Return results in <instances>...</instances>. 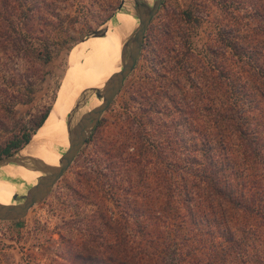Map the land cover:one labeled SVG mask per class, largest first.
<instances>
[{"label": "rangeland", "instance_id": "rangeland-1", "mask_svg": "<svg viewBox=\"0 0 264 264\" xmlns=\"http://www.w3.org/2000/svg\"><path fill=\"white\" fill-rule=\"evenodd\" d=\"M119 2L0 0V146L31 129L66 87L94 88L79 54L102 49L104 39H113L109 32L100 38L88 35L107 26ZM262 13L264 0H163L134 68L71 164L24 216L0 219V264H12L19 255L10 251L11 239L22 242L39 264H138L141 244L146 254H158L166 264L187 259L189 264H216L209 250L174 228L165 237L169 247L154 246L151 231L154 221L164 219L166 185L156 176L169 168L166 156L156 152L165 136L154 122L162 124L171 115H150L149 110L167 104L166 96L144 97L141 90L151 80L162 85L157 90L164 89V82H158L162 73L171 71L172 62L182 70L192 53L210 71L221 62L234 67L240 57L233 52L234 40L252 34L264 44ZM86 36L91 39L83 44ZM172 76L173 71L166 80ZM192 121L201 124L202 117ZM141 170L147 175L141 176ZM156 196L160 206L153 212ZM171 224L178 222L172 219Z\"/></svg>", "mask_w": 264, "mask_h": 264}, {"label": "trees", "instance_id": "trees-1", "mask_svg": "<svg viewBox=\"0 0 264 264\" xmlns=\"http://www.w3.org/2000/svg\"><path fill=\"white\" fill-rule=\"evenodd\" d=\"M251 35L232 42L233 52L240 56L234 67L221 62L210 71L190 53L182 70L171 63V78L166 80L171 71L162 73L158 82H164V89L157 90L161 84L151 80L141 90L144 97L166 96L167 104L149 110L150 115H171L162 124L154 122L155 130L165 136L156 152L169 164L166 174L156 176L159 184L162 179L166 184L164 219L154 221L151 231L156 248L169 247L165 237L174 228L209 250L216 264H264V44ZM164 47H159L160 53ZM209 48L218 52L210 44ZM50 106L31 129L2 144L0 156L27 144L49 116ZM199 117L201 124L192 121ZM156 197L153 212L160 206ZM172 219L178 222L176 227ZM145 250L141 244L138 264H166L163 257Z\"/></svg>", "mask_w": 264, "mask_h": 264}, {"label": "bare ground", "instance_id": "bare-ground-1", "mask_svg": "<svg viewBox=\"0 0 264 264\" xmlns=\"http://www.w3.org/2000/svg\"><path fill=\"white\" fill-rule=\"evenodd\" d=\"M146 1L151 2V0ZM137 21L138 18L133 13L130 1L125 0L123 6L106 24L105 33L109 32L113 39H104L102 49L97 48L92 52L79 54L85 64L86 79L89 84L94 85V88L102 87L108 77L121 67V42L124 36L133 30ZM116 27L117 30H113ZM101 36L103 35H99L98 38ZM90 39L87 37L83 44ZM111 65L113 66L106 70ZM79 94H81L80 97ZM100 101L101 99L94 94L93 90L84 89L78 84H71L64 92H60L57 102L52 106L49 116L40 126L39 131L15 154L17 160L0 164V202H16L43 174V171L34 166L32 158L48 165L59 163L62 152L68 146L69 130L80 113ZM12 191L18 194L17 200L12 198Z\"/></svg>", "mask_w": 264, "mask_h": 264}, {"label": "water", "instance_id": "water-1", "mask_svg": "<svg viewBox=\"0 0 264 264\" xmlns=\"http://www.w3.org/2000/svg\"><path fill=\"white\" fill-rule=\"evenodd\" d=\"M129 1L131 3L133 13L138 18V21L133 30L125 36L121 42V67L119 70L113 72L102 87L92 88L94 94L100 98L101 101L93 107L80 113L78 119L69 130L68 146L62 152L57 165H48L38 159L32 158L34 166L43 171V174L37 178V181L34 184L26 189V192L21 195L20 199L17 200V193L12 194V198L16 199V202H0V219H18L24 216L32 205L42 200L48 194L55 181L71 164L78 150L94 129L101 117V114L114 99L116 94L121 89L125 78L134 68L143 48L146 29L163 0H151V2L146 0ZM124 2L125 0H120L117 8L120 9ZM106 29V27L97 28L90 32L88 36L103 35ZM40 126L41 125L38 127ZM19 149L10 154L0 156V164L17 160L15 154Z\"/></svg>", "mask_w": 264, "mask_h": 264}, {"label": "built area", "instance_id": "built-area-1", "mask_svg": "<svg viewBox=\"0 0 264 264\" xmlns=\"http://www.w3.org/2000/svg\"><path fill=\"white\" fill-rule=\"evenodd\" d=\"M7 245L10 246V251H15L19 255H14V259L12 264H39L32 256L28 254V252L25 250V245L15 239H11L7 241Z\"/></svg>", "mask_w": 264, "mask_h": 264}]
</instances>
